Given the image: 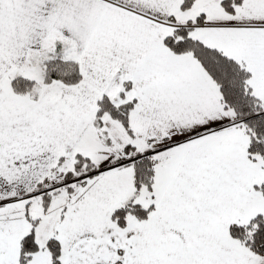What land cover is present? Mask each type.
I'll use <instances>...</instances> for the list:
<instances>
[{
    "label": "snow or ice",
    "instance_id": "snow-or-ice-1",
    "mask_svg": "<svg viewBox=\"0 0 264 264\" xmlns=\"http://www.w3.org/2000/svg\"><path fill=\"white\" fill-rule=\"evenodd\" d=\"M0 264H264V0H0Z\"/></svg>",
    "mask_w": 264,
    "mask_h": 264
}]
</instances>
